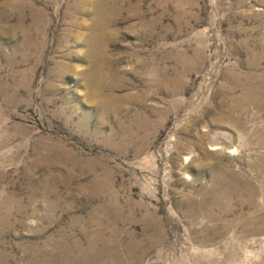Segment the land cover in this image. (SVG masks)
Here are the masks:
<instances>
[{
  "label": "rangeland",
  "instance_id": "rangeland-1",
  "mask_svg": "<svg viewBox=\"0 0 264 264\" xmlns=\"http://www.w3.org/2000/svg\"><path fill=\"white\" fill-rule=\"evenodd\" d=\"M0 264H264V0H0Z\"/></svg>",
  "mask_w": 264,
  "mask_h": 264
}]
</instances>
